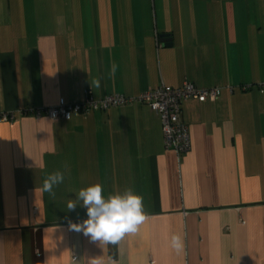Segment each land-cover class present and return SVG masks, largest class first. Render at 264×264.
<instances>
[{"label":"crops","instance_id":"obj_1","mask_svg":"<svg viewBox=\"0 0 264 264\" xmlns=\"http://www.w3.org/2000/svg\"><path fill=\"white\" fill-rule=\"evenodd\" d=\"M184 82L221 92L182 104L180 158L145 104L20 113ZM262 83L264 0H0V116H12L0 121V264H264ZM56 170L51 196L41 186ZM96 183L143 197L148 219L116 245L69 227L87 215L67 204Z\"/></svg>","mask_w":264,"mask_h":264},{"label":"built area","instance_id":"obj_2","mask_svg":"<svg viewBox=\"0 0 264 264\" xmlns=\"http://www.w3.org/2000/svg\"><path fill=\"white\" fill-rule=\"evenodd\" d=\"M257 89L264 92V83ZM218 88H198L195 85L184 82L179 89H172L161 85L156 89H149L137 97H124L122 95H109L102 99L94 100L89 91H85L84 99L76 103H60L55 107L44 109H29L21 111V114H33L36 117L45 114L51 121L68 120L73 116H86L93 111H106L110 108L127 104H145L152 113L157 115L161 122L164 148L171 151L177 158L190 151L189 127L182 121L181 106L187 101L194 100L198 103L214 102L220 96ZM12 120V116L3 114L0 121Z\"/></svg>","mask_w":264,"mask_h":264},{"label":"clouds","instance_id":"obj_3","mask_svg":"<svg viewBox=\"0 0 264 264\" xmlns=\"http://www.w3.org/2000/svg\"><path fill=\"white\" fill-rule=\"evenodd\" d=\"M117 64L110 66L109 76L114 77L117 72ZM101 78L92 81L96 88L100 87ZM65 180V172L56 170L47 173L42 181L41 191L55 196L54 187L59 186ZM86 208L87 219L82 223H70L69 227L77 232H82L92 241L100 244H118L126 235L135 234L139 227L148 219L144 211L143 197L128 187L122 193L104 195L103 186L100 183L90 185L79 190L75 200H70L67 210H74L77 205ZM170 247L177 253L184 249V240L181 235L173 234L170 238ZM45 264H50L47 259ZM91 264H101L98 260H92Z\"/></svg>","mask_w":264,"mask_h":264}]
</instances>
